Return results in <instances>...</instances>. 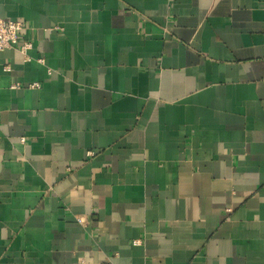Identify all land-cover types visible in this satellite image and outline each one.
<instances>
[{"label": "crops", "instance_id": "1", "mask_svg": "<svg viewBox=\"0 0 264 264\" xmlns=\"http://www.w3.org/2000/svg\"><path fill=\"white\" fill-rule=\"evenodd\" d=\"M0 18V264H264V0Z\"/></svg>", "mask_w": 264, "mask_h": 264}, {"label": "built area", "instance_id": "2", "mask_svg": "<svg viewBox=\"0 0 264 264\" xmlns=\"http://www.w3.org/2000/svg\"><path fill=\"white\" fill-rule=\"evenodd\" d=\"M28 27L22 22H16L0 18V52L10 49H16L24 58L29 61L26 53L31 49V43L26 40H21L22 33L27 30ZM43 63L42 60H39ZM4 71H9V67L5 66ZM38 85H30L29 88H37ZM13 90H19L21 87L19 84L11 86ZM23 142V140H22ZM140 241H133V246H139Z\"/></svg>", "mask_w": 264, "mask_h": 264}]
</instances>
